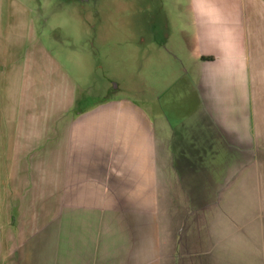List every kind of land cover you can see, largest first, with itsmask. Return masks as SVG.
Returning <instances> with one entry per match:
<instances>
[{
	"label": "crops",
	"instance_id": "obj_1",
	"mask_svg": "<svg viewBox=\"0 0 264 264\" xmlns=\"http://www.w3.org/2000/svg\"><path fill=\"white\" fill-rule=\"evenodd\" d=\"M163 8L174 18L159 54L190 76L160 71L159 91L180 96L146 112L108 96L91 103L45 45L39 7L0 0V264L228 263L188 251L181 234L255 152L264 0Z\"/></svg>",
	"mask_w": 264,
	"mask_h": 264
},
{
	"label": "rangeland",
	"instance_id": "obj_2",
	"mask_svg": "<svg viewBox=\"0 0 264 264\" xmlns=\"http://www.w3.org/2000/svg\"><path fill=\"white\" fill-rule=\"evenodd\" d=\"M29 1L39 7L40 27L48 31L45 45L79 78L91 103L108 96L158 112L180 96L181 90L159 91L160 71L173 68L178 76L184 67L181 58L159 54L164 42L158 34L165 37L173 17L163 8L167 0ZM182 72L190 76L185 67ZM252 140L255 152L243 154L242 168L229 169L210 205L188 218L181 235L193 254L209 251L211 259L227 264H264V126Z\"/></svg>",
	"mask_w": 264,
	"mask_h": 264
}]
</instances>
